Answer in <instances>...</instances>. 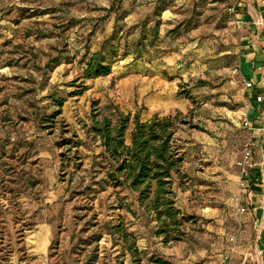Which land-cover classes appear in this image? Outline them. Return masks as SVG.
<instances>
[{
  "label": "rangeland",
  "instance_id": "1",
  "mask_svg": "<svg viewBox=\"0 0 264 264\" xmlns=\"http://www.w3.org/2000/svg\"><path fill=\"white\" fill-rule=\"evenodd\" d=\"M165 1L170 7L151 54L123 60L113 75L87 80L83 95L70 96L71 84L82 80L85 45L98 50L117 27L132 43L139 33L130 27L153 20L157 0H0V138L15 149L7 171L0 168V264H87L95 244L82 240L99 230L96 222L119 215L139 236L146 261L155 254L173 264H216L227 251L246 214L239 212L247 192L237 162L251 137L242 117L251 103L253 110L256 90L247 89L242 72L251 23L241 10H252L259 31L264 10L258 0ZM55 57L73 62L51 72ZM56 93L66 98L61 109L49 97ZM95 101L103 113L144 120L182 113L189 180L177 203L197 217L184 240L164 243L141 211L134 217L115 208L120 197L133 201L130 190L97 184L106 161L85 127ZM113 243L101 240L96 264H135Z\"/></svg>",
  "mask_w": 264,
  "mask_h": 264
},
{
  "label": "trees",
  "instance_id": "2",
  "mask_svg": "<svg viewBox=\"0 0 264 264\" xmlns=\"http://www.w3.org/2000/svg\"><path fill=\"white\" fill-rule=\"evenodd\" d=\"M169 7L168 1L157 0L152 13L153 20L146 18L142 23L130 27L129 30L139 33L132 43L128 40L131 36L129 32L125 36L127 40L124 41L123 27L119 30L118 27L115 28L94 52H91L87 43L80 60L84 66L80 77L82 80L79 84H71L76 89L70 92V96L83 95L88 89L87 80L113 75L115 65L123 60L132 57L134 62L142 61L146 55L151 54L161 39V29L164 25L162 17ZM175 32L176 29H172L169 33ZM66 58L55 57L47 66L53 72L64 63L73 62V59ZM255 89L257 93H264L263 88ZM49 97L60 109L66 100L57 93ZM189 97L192 98L191 95ZM98 105L99 102L95 101L91 123L85 124L88 133L100 141L103 148L100 155L102 161H106L102 163L105 176L97 184L104 188L108 186L130 190L135 195L133 201L126 202V198L120 197L115 208L126 210L134 217H139L141 211L156 223L154 233L161 237L164 243L184 240L188 223L197 217L186 214L177 203V190H185L189 180L185 170L186 149L179 136L181 125L186 123L182 113L164 116L154 114L144 120L139 113L132 115L120 110L111 114L103 113ZM60 109L55 111L54 115L61 113ZM194 127L204 130L198 125ZM10 145H14L10 139L0 138V168L6 171L9 167L7 159L15 152L14 146L10 149ZM94 225L99 230L93 232L85 241L81 238L85 245L95 244L87 264L99 262L100 242L105 236L112 238L113 247L121 244L122 255L130 254L135 264H173L172 261L155 254L146 261L144 251L139 245V236L131 230L123 215H119L116 222H96Z\"/></svg>",
  "mask_w": 264,
  "mask_h": 264
},
{
  "label": "crops",
  "instance_id": "3",
  "mask_svg": "<svg viewBox=\"0 0 264 264\" xmlns=\"http://www.w3.org/2000/svg\"><path fill=\"white\" fill-rule=\"evenodd\" d=\"M262 1L258 0L260 11ZM253 9L257 13L256 8ZM241 12L243 20L251 23L243 42L242 72L254 81L256 87L264 89V31H259L255 22H250V17L253 19L252 10ZM250 117L253 122L261 123L264 117V102H255ZM263 139L264 136H257L254 150L256 165L251 173L250 185L245 188L246 214L243 213L245 216L243 220L240 219L243 231L233 264H264V152L261 148Z\"/></svg>",
  "mask_w": 264,
  "mask_h": 264
},
{
  "label": "built area",
  "instance_id": "4",
  "mask_svg": "<svg viewBox=\"0 0 264 264\" xmlns=\"http://www.w3.org/2000/svg\"><path fill=\"white\" fill-rule=\"evenodd\" d=\"M261 8L264 10V0L261 2ZM245 85L249 90H254L256 87L254 81L251 79H245ZM251 98L253 99L256 98L254 100L255 102L262 103L264 102V93H257L255 91V94H253ZM251 107H252V103L248 105V109L243 113V117H242L243 126L250 132L251 137L244 148L242 157L237 162V165L240 168V172H241V185L242 187L245 188L250 185L251 173L256 165L254 150L256 147L257 136L258 135L264 136V117L261 123L259 124L253 122V120L250 117ZM261 148L262 151L264 152V139L262 140ZM263 170H264V164H263ZM239 212L241 214L245 213L246 208L245 207L240 208ZM242 231H243V225L241 222H239L235 234L231 235L229 238V247L227 251L221 255L218 264H233L235 255L238 251V247L240 244V237ZM243 264H245V262Z\"/></svg>",
  "mask_w": 264,
  "mask_h": 264
}]
</instances>
